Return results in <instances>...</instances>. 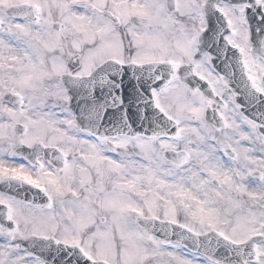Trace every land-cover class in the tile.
I'll use <instances>...</instances> for the list:
<instances>
[{"label": "snow or ice", "instance_id": "snow-or-ice-1", "mask_svg": "<svg viewBox=\"0 0 264 264\" xmlns=\"http://www.w3.org/2000/svg\"><path fill=\"white\" fill-rule=\"evenodd\" d=\"M0 264H264V0H0Z\"/></svg>", "mask_w": 264, "mask_h": 264}]
</instances>
